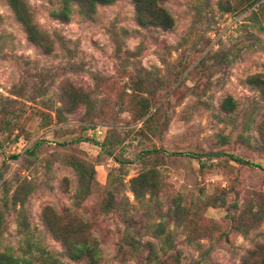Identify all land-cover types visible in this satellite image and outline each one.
<instances>
[{
	"label": "rangeland",
	"instance_id": "rangeland-1",
	"mask_svg": "<svg viewBox=\"0 0 264 264\" xmlns=\"http://www.w3.org/2000/svg\"><path fill=\"white\" fill-rule=\"evenodd\" d=\"M25 1L49 46L29 40L0 0V252L19 254L16 218L23 211L41 245L73 263L48 230L49 209L55 226L87 222L100 264H139L130 249L117 251L129 221L99 209L111 189L141 228L144 256L152 242L160 257L177 255L179 264H262L264 97L255 80L264 81V20L236 0L229 11L219 0L163 1L169 29L151 24L148 13L140 18L133 0L99 5L89 17L73 6L67 21L51 15L59 0ZM72 86L89 101L71 107ZM227 97L230 110L223 107ZM143 102L149 113L138 119ZM158 106L154 134L136 131ZM106 138L115 142L112 154L100 146ZM153 148L162 150L143 160ZM216 151L251 164L210 156L201 165L188 155ZM77 161L95 171L91 193L79 201ZM144 168L158 170L159 185L137 198L130 180ZM159 222L172 245L154 234Z\"/></svg>",
	"mask_w": 264,
	"mask_h": 264
},
{
	"label": "trees",
	"instance_id": "trees-1",
	"mask_svg": "<svg viewBox=\"0 0 264 264\" xmlns=\"http://www.w3.org/2000/svg\"><path fill=\"white\" fill-rule=\"evenodd\" d=\"M7 1L12 8L15 17L24 27L29 40L41 46L48 47L49 45L47 43L49 42V36H47V33L42 31L35 23L28 3L25 0ZM114 1L116 0H59V9L52 10L51 15L56 19L67 21L74 6L76 7L79 14L89 17L93 14V12H95L99 5L111 4ZM163 1L166 0H133L137 7L140 18L148 13V19L151 24L160 26L164 29H169L173 26V19L168 11L162 7L161 3ZM236 3L246 9L252 8L251 14L264 20V0H236ZM219 7L224 11L234 9L231 8L232 5L229 0H219ZM260 29H264L263 24L260 25ZM255 82L259 85L264 97V81L260 78H256ZM160 83H162V79L160 80ZM146 86H148V82L144 78L140 85H138V88L140 89L139 91L144 92V89H147ZM66 101L71 107H76L80 103L89 101V98L81 90L72 86L67 91ZM143 105L146 107V109H144L138 119L144 118L149 113V104L143 102ZM159 107L160 106H158L151 114H149L147 118L143 119L141 126L137 128L136 131L141 133H147L148 131L152 133L153 131L154 134V131H156L158 128V125L153 123L155 119L154 114L159 109ZM223 107L228 110L234 107V102L232 101L231 97H227L223 101ZM9 121L10 117L7 118L5 125H7ZM259 130L264 140V117L259 125ZM112 131L115 132V129ZM114 144V140L112 141L109 138H106L100 144V146L104 148L105 152L112 154ZM33 150L34 148H29L27 152L32 154ZM161 150L162 149L159 148L146 150V153L142 155L143 160L148 161L153 154H156L157 157ZM180 153L181 152L173 151L170 152V155H176ZM188 155H193V157L196 158L201 165L204 163L202 161V157L210 156H225L239 164H251L249 160H246L239 155H234L224 151L201 153L189 152ZM114 159L119 162L121 160L117 157ZM71 163L78 175V189L76 191V197L79 201L91 193V188L95 179V171L91 166L88 168L86 162L77 161ZM158 178L159 172L155 168L142 169L139 174L132 177L130 180L131 189L134 195L137 198L144 196L146 193L154 195L159 185ZM112 179L113 175L109 173L108 184L111 186L114 185V181H112ZM122 183V181H118V184L115 187L120 188L123 185ZM99 209L104 214L116 212L117 214H121L124 222L129 221V224L124 227L121 233L120 242L117 244V251L119 254H122L123 250L128 248L138 259L139 264H179V258L177 255H174L173 257H160L155 250L154 243L152 242L146 243L147 254L145 256L143 255L141 250L144 245L141 244V228H137L136 226H133L132 223H130V219L127 218V209H125V203L122 200H118L117 192L113 193L111 189H108L106 195L99 205ZM51 212V210L46 209L44 211V219L48 230L61 244L63 249L60 253L61 256L70 258L73 261V263L70 264H100L99 243L98 240L90 233L87 222L80 218L76 226H72L70 228L58 227L51 224L48 219V214H51ZM175 213H179L178 209L175 210ZM16 224L21 235L19 254H13L10 249H5L4 251L0 252V264H64L60 256L58 257L56 253L46 248V246L41 245L38 238L32 232L27 216L23 211H18ZM165 229L164 223L159 222L156 224L153 232L156 236L165 234L166 242L171 244V233L166 232ZM259 263L264 264V257L261 258Z\"/></svg>",
	"mask_w": 264,
	"mask_h": 264
},
{
	"label": "built area",
	"instance_id": "built-area-1",
	"mask_svg": "<svg viewBox=\"0 0 264 264\" xmlns=\"http://www.w3.org/2000/svg\"><path fill=\"white\" fill-rule=\"evenodd\" d=\"M99 127H96V128H94V129H98Z\"/></svg>",
	"mask_w": 264,
	"mask_h": 264
}]
</instances>
